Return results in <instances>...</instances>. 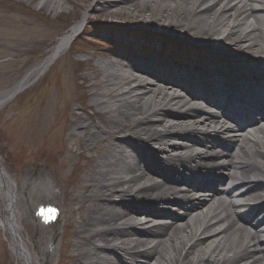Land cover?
<instances>
[{"label": "bare ground", "instance_id": "obj_1", "mask_svg": "<svg viewBox=\"0 0 264 264\" xmlns=\"http://www.w3.org/2000/svg\"><path fill=\"white\" fill-rule=\"evenodd\" d=\"M67 1L43 0L42 6L52 11ZM113 5L124 10L113 12ZM98 6L104 7L98 13L128 20V24L162 27L167 38L184 35L214 49L241 50L256 62L251 67L255 79L243 78L249 80V92L256 97L264 95L256 85L264 84L260 43L264 0H97L93 10ZM86 21L87 17L68 29L46 60L4 94L0 106L17 97L34 78L37 82L69 49ZM162 50L167 57L174 55ZM133 59L116 56L99 62L91 103L73 112L70 131L78 155L97 153L89 154L92 165L83 196L88 213L79 228L73 264H264V231H259L264 220H251L264 208V126L251 125V136L230 138L232 127L214 113V109L226 107L227 99L231 106H249L245 96L225 91L218 100L208 91L204 104L177 94L170 84L180 80L192 88L197 80L212 79L201 67L192 75L187 63L159 66L138 64ZM136 67L147 70L142 75L146 76L141 77ZM169 68L181 71L180 76H169L164 71ZM157 78L160 85L165 79L170 83L153 84L151 80ZM252 110L247 108L254 114ZM250 120L248 116L243 119ZM236 123L233 120L232 124ZM227 139L230 152L223 158L215 148L228 143ZM196 144L204 150L188 154ZM5 165L0 150V224L24 263L35 264L21 234L26 228L21 221L23 208L14 206L11 176ZM224 182L229 186L220 192ZM199 186L203 190L196 191ZM161 217H168L169 222L154 224L155 219L161 222ZM27 234L32 235L30 230ZM40 262L44 264L42 258Z\"/></svg>", "mask_w": 264, "mask_h": 264}, {"label": "rangeland", "instance_id": "obj_2", "mask_svg": "<svg viewBox=\"0 0 264 264\" xmlns=\"http://www.w3.org/2000/svg\"><path fill=\"white\" fill-rule=\"evenodd\" d=\"M96 1L68 0L63 7L51 11L42 6L43 0H0V100L46 60L66 29L87 17L85 28L47 72L17 97L0 106V150L5 156L7 169L12 176H17V182L25 178L41 182L39 195H62L67 206V236L60 264H73L75 260L72 255L77 251L79 228L88 213L83 196L87 191V172L92 165L89 154L97 155L94 151L87 153L88 156L78 155V147L70 131L75 119L73 112L91 103L90 91L95 82L96 66L99 62L109 61L118 51L113 42H127L130 50L134 42V37H129V34L121 40L115 39L108 29L120 26L129 31L138 29L153 33L154 36L167 31L157 26L128 24V20L98 13L104 7L98 6V10H93ZM110 10L123 11L124 8L113 5ZM169 20L167 18L166 22ZM182 36L170 39L174 43L189 42L201 49L218 50ZM260 43L264 53V36ZM150 48L152 45L148 49L142 47V50ZM219 52L225 53L226 50ZM183 56L191 64L190 55L184 52ZM192 57L195 58V55L191 56V60ZM228 57L236 64L239 60H247L243 57L251 60L239 49L229 52ZM198 62L202 64L199 59ZM222 153L228 154L225 149ZM61 198L56 200L62 202ZM175 210L181 213L180 209ZM166 218L161 217V222L155 219L154 224L168 223ZM22 224L26 228L21 230V234L38 264L35 253L41 255V246L27 234L29 226L25 222ZM10 238L9 232L0 224V264H25L15 252Z\"/></svg>", "mask_w": 264, "mask_h": 264}]
</instances>
